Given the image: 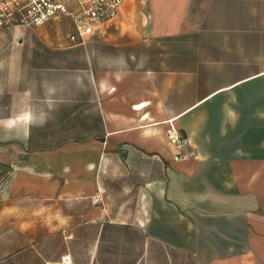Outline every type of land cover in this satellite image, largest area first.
<instances>
[{
	"label": "crops",
	"instance_id": "0c3cea01",
	"mask_svg": "<svg viewBox=\"0 0 264 264\" xmlns=\"http://www.w3.org/2000/svg\"><path fill=\"white\" fill-rule=\"evenodd\" d=\"M13 27L0 264H264V0H125L84 44Z\"/></svg>",
	"mask_w": 264,
	"mask_h": 264
},
{
	"label": "built area",
	"instance_id": "2783aa9c",
	"mask_svg": "<svg viewBox=\"0 0 264 264\" xmlns=\"http://www.w3.org/2000/svg\"><path fill=\"white\" fill-rule=\"evenodd\" d=\"M125 0H0V26H39L51 19L68 17L73 30L68 34L72 43L84 44L94 32L113 19ZM73 2L74 7L70 6ZM169 120L166 139L173 147L183 144L187 138ZM94 203L100 201L93 196ZM61 264H72L69 252L59 256Z\"/></svg>",
	"mask_w": 264,
	"mask_h": 264
},
{
	"label": "rangeland",
	"instance_id": "374dc122",
	"mask_svg": "<svg viewBox=\"0 0 264 264\" xmlns=\"http://www.w3.org/2000/svg\"><path fill=\"white\" fill-rule=\"evenodd\" d=\"M17 30V27L13 26H0V48L4 47L5 45L10 48L11 43L10 41H14L16 43V40L10 39V37H13L15 31ZM23 31H40V30H57L60 31L62 34H67L69 30H73V24L71 20L66 17V18H61L57 22H51L48 26H34V27H25L22 29ZM11 57V56H8ZM7 184H5L6 186ZM4 184L2 187L5 189ZM2 188V189H3Z\"/></svg>",
	"mask_w": 264,
	"mask_h": 264
}]
</instances>
